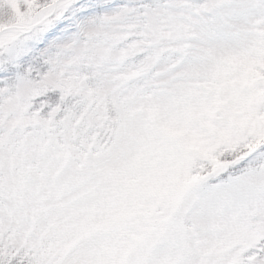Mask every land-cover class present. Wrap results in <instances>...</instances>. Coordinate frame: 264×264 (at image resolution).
<instances>
[{
    "label": "snow or ice",
    "instance_id": "snow-or-ice-1",
    "mask_svg": "<svg viewBox=\"0 0 264 264\" xmlns=\"http://www.w3.org/2000/svg\"><path fill=\"white\" fill-rule=\"evenodd\" d=\"M0 264H264V0H0Z\"/></svg>",
    "mask_w": 264,
    "mask_h": 264
}]
</instances>
